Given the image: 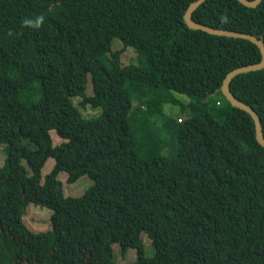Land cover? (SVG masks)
Returning a JSON list of instances; mask_svg holds the SVG:
<instances>
[{"label":"trees","instance_id":"16d2710c","mask_svg":"<svg viewBox=\"0 0 264 264\" xmlns=\"http://www.w3.org/2000/svg\"><path fill=\"white\" fill-rule=\"evenodd\" d=\"M193 1L0 0V264H117L114 243L136 250L133 264H264V147L219 91L261 55L250 41L188 28ZM192 19L264 43V0H205ZM114 38L122 48L112 51ZM126 48L137 63L122 64ZM230 91L264 135V68L235 76ZM76 97L100 114L82 117ZM169 103L186 116L162 113ZM51 130L64 142L54 146ZM159 134L169 156L149 144ZM60 172L93 184L64 196ZM29 203L51 210V243L24 225Z\"/></svg>","mask_w":264,"mask_h":264},{"label":"rangeland","instance_id":"374dc122","mask_svg":"<svg viewBox=\"0 0 264 264\" xmlns=\"http://www.w3.org/2000/svg\"><path fill=\"white\" fill-rule=\"evenodd\" d=\"M112 51L118 50L122 48V44L120 40L117 38H114L111 43ZM121 62L123 65L129 64V63H137V57L136 53L132 48H126L122 55H121ZM86 94L87 95H92V88H91V83L90 80L87 81L86 88H85ZM176 96L174 97L176 100H179L181 103L184 101H187V98L183 95L175 94ZM215 98H220L219 94H214L212 96H209L207 99H215ZM72 103L74 106H76L82 117L84 118H90V117H96L97 115L100 114V110L96 108H92L89 105L86 106H81L80 101L81 98L76 97L72 98ZM138 103L136 100H133V108L136 109ZM179 110H181V107L177 103H169V104H164L163 105V110L166 113L177 115L176 120L180 121L182 120L186 114L180 113ZM138 118V116L135 117V119ZM133 120V117H132ZM140 123V121H139ZM143 128V127H142ZM161 135L159 134L158 138L152 139L149 144L150 146H155L157 149L160 150V146H166L162 141H161ZM50 136L52 139V144L58 145L62 142H64L63 139H61L54 130L50 131ZM24 143H29V147L32 149H35V145L33 143H30L28 140H24ZM172 145V144H171ZM171 147V146H170ZM170 147H166L164 149L160 150V154L163 156H169L171 154ZM6 144L1 143L0 144V169L4 166L5 164V159H6ZM21 164L27 169L28 173L30 174V170L26 165V162L24 160H21ZM54 165V160L53 158H48L47 161L45 162L43 168L41 169V181H43L44 176L50 172ZM67 174L65 172H60L58 174V179L62 182L63 184V194L64 196H71V197H78L81 196L90 186H92L93 181L86 175L80 177L76 182L74 183H67L66 182ZM51 215V210L48 209L47 207H42L39 205H36L34 203H29L26 208H25V213L22 217V221L24 225L32 232L34 233H45L44 235L47 236V241L51 243L52 241V230L50 227V222H49V217ZM140 239L143 245V250H144V255L145 257H152L154 255V248L151 244V240L148 238L147 234L145 232H141L140 234ZM112 258L113 261L117 264H133L135 259H136V250L132 248H128L125 253L122 254L121 248L119 244L114 243L112 244Z\"/></svg>","mask_w":264,"mask_h":264},{"label":"water","instance_id":"95a60500","mask_svg":"<svg viewBox=\"0 0 264 264\" xmlns=\"http://www.w3.org/2000/svg\"><path fill=\"white\" fill-rule=\"evenodd\" d=\"M237 1L249 8H255L261 2V0H237ZM204 2L205 0H195L191 2L189 6L186 8L183 15V19L188 28L193 30H200L215 36H223V37L247 40L255 44L259 49L261 55L260 61L257 63L248 64L245 66L235 68L230 72H228L222 81L219 91L222 93V95L230 103L231 106L238 108L250 115L254 123L255 139L259 145L264 147V135L258 115L250 106L236 99L230 91V82L235 76L242 73L261 70L264 68V43L262 41V38H258L257 36L241 33V32L220 30L193 21L192 19L193 12Z\"/></svg>","mask_w":264,"mask_h":264},{"label":"clouds","instance_id":"9594fccd","mask_svg":"<svg viewBox=\"0 0 264 264\" xmlns=\"http://www.w3.org/2000/svg\"><path fill=\"white\" fill-rule=\"evenodd\" d=\"M25 23H30V21H25Z\"/></svg>","mask_w":264,"mask_h":264}]
</instances>
